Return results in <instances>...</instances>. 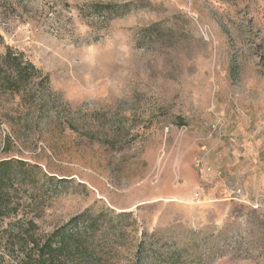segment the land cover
I'll return each instance as SVG.
<instances>
[{"label":"rangeland","instance_id":"rangeland-1","mask_svg":"<svg viewBox=\"0 0 264 264\" xmlns=\"http://www.w3.org/2000/svg\"><path fill=\"white\" fill-rule=\"evenodd\" d=\"M0 35L28 63L0 60L20 216L98 220L68 264H264V208L232 191L264 192V0H0Z\"/></svg>","mask_w":264,"mask_h":264},{"label":"trees","instance_id":"trees-1","mask_svg":"<svg viewBox=\"0 0 264 264\" xmlns=\"http://www.w3.org/2000/svg\"><path fill=\"white\" fill-rule=\"evenodd\" d=\"M96 7L110 16L124 13L119 11L122 6L116 4H97ZM4 46L0 35V52L4 51L0 53V60L3 59L9 65L14 64L17 67V81H23L22 73L28 63L23 64L9 45ZM19 164L25 165L13 159L0 161V223L9 219L4 232L12 249L17 247V250L22 251L23 256L18 264H68L70 261L81 262L91 258L94 252L90 249V240L99 225L89 210L73 216L67 223L43 236L38 234V225L32 218H27L26 214L20 216L12 189L16 182L20 183V176L25 178L29 172L23 166L18 168ZM175 256L171 254L169 259L174 260Z\"/></svg>","mask_w":264,"mask_h":264},{"label":"built area","instance_id":"built-area-1","mask_svg":"<svg viewBox=\"0 0 264 264\" xmlns=\"http://www.w3.org/2000/svg\"><path fill=\"white\" fill-rule=\"evenodd\" d=\"M232 191L241 202L248 204L252 208H264V192L250 195L243 191L242 188H234Z\"/></svg>","mask_w":264,"mask_h":264}]
</instances>
